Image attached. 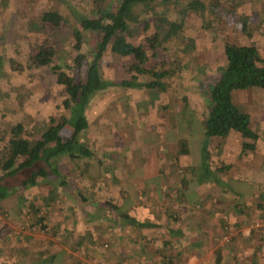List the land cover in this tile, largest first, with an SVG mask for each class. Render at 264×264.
Masks as SVG:
<instances>
[{"label":"rangeland","instance_id":"374dc122","mask_svg":"<svg viewBox=\"0 0 264 264\" xmlns=\"http://www.w3.org/2000/svg\"><path fill=\"white\" fill-rule=\"evenodd\" d=\"M193 1L199 3L198 10L190 7ZM109 2L0 0V159L5 155L3 146L7 143L10 135L8 130L12 126L22 124L24 131L28 132H23V135L32 140L47 127L51 116L59 118L70 114L63 107L65 93L56 82V74L50 66L34 67L29 64V56L36 54L39 46L50 40L56 48L54 63L65 67L67 71L66 65H72L78 53L73 48L74 39L71 36L78 27L77 20L97 16V10L103 9ZM51 9L66 16L69 26L55 31L40 28V15ZM135 14L137 22L131 23L129 38L134 44L142 45L150 57L144 67L158 69L161 66L169 69L171 76L162 80L167 88L165 91L120 86V81L131 78L128 67L133 58L119 57L109 50L104 52L100 60L101 73L104 80L114 84L93 95L85 109L89 126L79 136L94 155L78 160V169L75 168L76 160L71 161L64 155L57 159L63 178L80 181L84 189L85 186L90 188L91 193L96 191L97 198L87 196V192L83 191L87 199L95 198L96 202H111V188H115L116 183L107 167L110 166L113 172H120L125 169L128 155L134 160L146 157L150 151L157 149L153 143H158L160 138L169 137L168 142L174 137L185 138L188 131L185 129L191 125L196 135L192 134L193 137L188 136L186 139L202 140L204 143V136L197 133L200 128L197 122L201 123L200 118L206 112L208 92L220 74L219 67L226 62V41L246 45L253 43L264 58V0H178L167 9L164 3L155 0L147 6H137ZM164 15L171 21H177L183 15V24L172 33L168 29L163 32V38L153 52L149 49L146 37L156 28L162 32L164 22L161 18ZM83 35L85 40L80 51L90 55L96 47L97 35L87 31ZM137 78L140 82H148L153 76L137 75ZM235 91L233 102L250 114V128L256 137L257 149L264 151V128L252 120L255 115L264 117V89ZM241 107L255 109L250 112ZM172 121L177 122L180 129ZM171 125L175 128L171 129ZM149 139L152 141L149 142ZM221 139L211 138L206 143L207 148L210 147L211 161L216 164L220 163L218 150ZM132 142L138 146L134 148ZM77 170L83 173L75 175ZM25 175L21 173V177ZM226 182L234 185L230 178ZM45 185L56 188L54 183ZM25 212L24 218L30 219L32 216ZM7 218L5 211L0 212L1 227ZM226 225L236 226L230 223Z\"/></svg>","mask_w":264,"mask_h":264},{"label":"crops","instance_id":"0c3cea01","mask_svg":"<svg viewBox=\"0 0 264 264\" xmlns=\"http://www.w3.org/2000/svg\"><path fill=\"white\" fill-rule=\"evenodd\" d=\"M252 120L264 128V117ZM192 126L180 138L185 154L179 153L178 137L160 138L148 156L128 155L120 172L108 166L116 183L109 203L96 202V191L65 180L61 172L14 188L0 199V212L8 214L0 226V264H264V151L256 139L231 133L219 143V164L209 151L213 178L198 181L202 140L186 139L196 135ZM24 212L32 217L26 220ZM229 223L241 233L223 245L220 235Z\"/></svg>","mask_w":264,"mask_h":264},{"label":"trees","instance_id":"16d2710c","mask_svg":"<svg viewBox=\"0 0 264 264\" xmlns=\"http://www.w3.org/2000/svg\"><path fill=\"white\" fill-rule=\"evenodd\" d=\"M154 1L110 0L106 7L97 10V16L78 19V27L71 35L74 39L73 48L78 53L72 60L73 64L66 65L67 71L64 70L65 67L54 63L56 48L50 40L40 45L36 54L29 56V64L34 67L50 66L56 74V82L65 93L63 107L68 109L70 114L68 117L62 115L59 118L51 116L47 127L32 140L23 135L28 132L24 131V126L20 123L8 130L10 135L3 146L6 149L5 155L0 159V199L10 194L17 186L35 185L38 179L46 178L51 172L60 177L57 159L62 155L71 161L94 155L79 136L89 126L85 109L93 95L114 84L104 80L100 69V60L107 50L119 57L133 58L128 67L131 78L123 79L118 85L127 88H154L160 91L167 89L162 80L171 76L169 69L161 66L158 69L144 67L150 57L142 45L134 44L129 38L131 23L137 22L135 8L147 6ZM160 1L167 9L178 0ZM198 6V2L190 3L193 9L198 10ZM180 17L177 21H171L165 15L161 18L164 22L162 32L156 28L146 37L151 51L156 50V44L163 38V32L168 29V32L172 33L174 29L182 27L183 15ZM39 24L42 29L55 31L57 28L69 26V20L58 10L51 9L40 15ZM245 26L246 24L243 25L244 28ZM84 31L96 34L98 38L90 55L80 51L85 40ZM224 55L226 62L224 66L219 67L220 74L210 86L206 112L201 116L205 141L200 152L201 165L198 174H195L199 180L214 176L207 161L210 152L206 143L209 139L225 138L231 133L256 139L250 128V115L234 104L232 95L239 89H264V58L255 44L246 45L230 41L225 42ZM1 73L0 70V75ZM147 74L153 76V79L148 82L138 81L137 75ZM242 145L244 148L249 146L247 143ZM187 152L185 139H180L179 153ZM22 172L26 173L23 177ZM122 217L127 218L128 222H133L126 213L122 214Z\"/></svg>","mask_w":264,"mask_h":264},{"label":"built area","instance_id":"2783aa9c","mask_svg":"<svg viewBox=\"0 0 264 264\" xmlns=\"http://www.w3.org/2000/svg\"><path fill=\"white\" fill-rule=\"evenodd\" d=\"M258 225V224H256ZM241 231L237 226L224 225L220 236L221 244H228L240 235ZM99 264V263H97Z\"/></svg>","mask_w":264,"mask_h":264}]
</instances>
